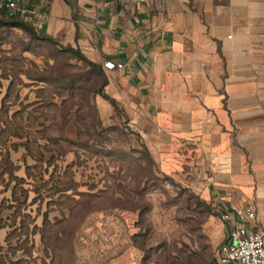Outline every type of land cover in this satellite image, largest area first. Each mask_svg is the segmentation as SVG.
<instances>
[{
  "label": "crops",
  "instance_id": "crops-1",
  "mask_svg": "<svg viewBox=\"0 0 264 264\" xmlns=\"http://www.w3.org/2000/svg\"><path fill=\"white\" fill-rule=\"evenodd\" d=\"M31 5L45 36L100 67L103 93L162 171L191 179L213 206H252L248 227L264 231V0ZM106 61L123 67L105 69ZM8 68H0V264L3 242L34 239L35 181L55 183L65 162L49 138L35 137L43 124L34 122L33 79ZM100 101L107 117L111 103ZM225 231L215 221L205 264H216Z\"/></svg>",
  "mask_w": 264,
  "mask_h": 264
},
{
  "label": "rangeland",
  "instance_id": "rangeland-1",
  "mask_svg": "<svg viewBox=\"0 0 264 264\" xmlns=\"http://www.w3.org/2000/svg\"><path fill=\"white\" fill-rule=\"evenodd\" d=\"M7 22L0 19V68L11 62L33 79L34 122L43 124L35 137L49 138L65 162L55 183L35 181V237L3 242L5 264H205L214 206L191 179L159 168L119 106L101 114L97 68L45 40L33 22L29 30Z\"/></svg>",
  "mask_w": 264,
  "mask_h": 264
},
{
  "label": "built area",
  "instance_id": "built-area-1",
  "mask_svg": "<svg viewBox=\"0 0 264 264\" xmlns=\"http://www.w3.org/2000/svg\"><path fill=\"white\" fill-rule=\"evenodd\" d=\"M32 0H0V17L33 20L36 10ZM105 69L122 68L123 64L104 62ZM218 219L226 224L223 242L216 264H264V231L250 230L248 224L254 220L252 206H224L215 204Z\"/></svg>",
  "mask_w": 264,
  "mask_h": 264
},
{
  "label": "trees",
  "instance_id": "trees-1",
  "mask_svg": "<svg viewBox=\"0 0 264 264\" xmlns=\"http://www.w3.org/2000/svg\"><path fill=\"white\" fill-rule=\"evenodd\" d=\"M0 19H6V18H1V17H0ZM6 20L8 21L7 23H9V24H11V25H13V26H14V25H15V26L18 25V26H20V27H23L24 29H27V30L30 29V27H28L27 24H26V23H27L26 20L19 19V18H12V19H6ZM44 39L47 40V41H49V42H51V43H55V41H54L53 39H51L50 37H48V36H45ZM66 49L69 50V51H71V52H73V53H75V55H78V56H79L81 59H83L85 62H87L88 64L92 65L93 67H95V68H97V69L99 70V73H100V75H101V77H102V79H103V83H102V88H103V86H104L105 83H106V79H105V75H104L103 71L100 69V67L97 66L96 64H94V63L88 61V60H87V59H86V58H85V57L79 52V50L73 49V48H71V47H67ZM9 64L12 65L11 62H9ZM102 88H99V89L97 90L98 94H100L102 97L108 99V100L110 101V103L114 106V105L116 104L115 101H114L113 99L108 98V97L103 93Z\"/></svg>",
  "mask_w": 264,
  "mask_h": 264
}]
</instances>
